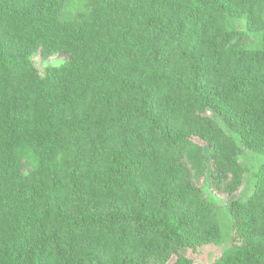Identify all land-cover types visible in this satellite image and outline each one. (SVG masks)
<instances>
[{"label": "trees", "instance_id": "obj_1", "mask_svg": "<svg viewBox=\"0 0 264 264\" xmlns=\"http://www.w3.org/2000/svg\"><path fill=\"white\" fill-rule=\"evenodd\" d=\"M245 150L211 264H264V0H0V264H193Z\"/></svg>", "mask_w": 264, "mask_h": 264}, {"label": "rangeland", "instance_id": "obj_2", "mask_svg": "<svg viewBox=\"0 0 264 264\" xmlns=\"http://www.w3.org/2000/svg\"><path fill=\"white\" fill-rule=\"evenodd\" d=\"M237 28L243 29V24H237ZM252 38L248 36V41H251ZM63 61L60 58L54 57L49 59L46 62H41L38 57L34 59V65L38 69V71H42L44 66L46 65H60ZM263 158L258 156L248 150L244 151L243 157L241 158V165L247 169V174L244 175L242 180V185L231 196H226L223 194H219L217 192L211 191L209 187V180L206 177L203 181H201L202 190L204 191L206 197L211 200L218 213V218L221 223V233L220 237L222 242L220 244L216 243L213 245L205 246L202 248H198L195 251L191 250H180V254L191 259L193 264H211L215 258H217L226 246L229 245L230 235H231V227L228 217V206L231 201H245L253 190L254 178L252 177V173L259 167L262 163ZM175 260L173 256L167 264H172Z\"/></svg>", "mask_w": 264, "mask_h": 264}]
</instances>
